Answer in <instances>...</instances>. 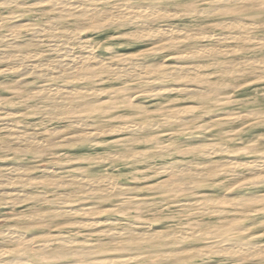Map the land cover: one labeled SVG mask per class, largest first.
Wrapping results in <instances>:
<instances>
[{
	"label": "rangeland",
	"instance_id": "obj_1",
	"mask_svg": "<svg viewBox=\"0 0 264 264\" xmlns=\"http://www.w3.org/2000/svg\"><path fill=\"white\" fill-rule=\"evenodd\" d=\"M12 1L9 5L0 4V20L3 22L0 35L11 34L8 38L0 39V53L12 52L25 59L35 56L34 62L39 65L58 62L68 54L74 57L88 54L94 67L101 66L100 61L116 60L128 55L132 57L134 65L145 69L148 74L127 76L124 73L98 70L96 74L88 72L86 75L83 73L54 78V83L75 89L74 92H82L87 99H57L54 103L49 102L55 108L47 115L43 111L44 103L35 97L38 87L49 81L47 77L35 74L21 76L13 70L12 61H0V230L7 232L9 226H17L22 233L18 239L38 237L50 240L60 233L97 239L93 232H83L72 225L81 216L71 214L67 217L63 205L37 203L30 198L12 201L6 197L17 190L30 193L49 190L71 192L68 195L70 204L65 208L70 212L101 207L107 210L89 212L86 216H99L109 221L122 218L146 221L143 219L147 217L152 221L155 219L154 229L192 227L190 225H194L196 220L201 221L202 217L194 218L191 221L194 224H190L174 211V205L165 209L158 205V209L143 211L141 216L135 208L129 209L131 216L127 215V211L109 208L123 201L128 203L129 200L137 199L133 196L135 194L157 201L183 199L194 192L237 197L264 194V182L244 185L242 183L251 175L231 177L219 174L215 167V164L225 160L241 164L264 157V0H79L90 8L98 6L94 8L102 10L103 15L100 12L99 17L91 19L95 26H90L84 16L80 15L81 18L76 13L63 16L60 12L61 4L58 3L60 0ZM123 12H131L133 17L127 19ZM106 15L113 16L106 18ZM155 31H161L163 37L143 36L144 33ZM83 40L88 42L87 50L81 47ZM60 50L67 52H63V55ZM161 66L180 71L176 75L160 72L158 69ZM193 70L196 71L194 73L198 72L197 78L191 73ZM93 91L98 93L94 95ZM91 110L95 112L87 114ZM126 123H142L143 127L131 134L110 133L108 130ZM79 124L86 125L88 129L99 128L104 132L90 138L79 136L76 134ZM24 133L31 135V139L24 141ZM209 145L216 149H208ZM209 150H212L210 154ZM138 153L146 154L138 156ZM201 164H204L205 169L214 170L212 173L215 175H202L197 186L180 193L159 192L151 188L152 183L164 177L157 174L159 170H176L177 165L202 167ZM46 171L55 172L59 180L74 175L110 177L133 194L125 200L122 195L115 193L108 196L109 201L100 202L97 199L99 196L92 190L86 191L84 196L69 186L56 189L27 188L19 185L20 182L15 178L22 172L25 179L46 177L51 174ZM6 178L11 179L7 183L1 182ZM35 213H40L43 220L40 217H29ZM18 214L24 217L19 220L9 218ZM241 224L251 232L250 235L246 234V242H256L258 239L257 242L264 245V213L246 216ZM14 236L17 238V235ZM14 244L11 242L6 245L12 247ZM203 244L199 242L178 248H157L150 252L115 250L105 245L98 250L104 253L103 256L111 258L144 252L154 256L148 260H131L124 264L253 263L239 252L237 257H221L219 254L207 257L198 253L196 256V252L188 250L200 249ZM177 250L187 255L182 260L158 259L164 252L176 254ZM62 252L63 249H53L50 251L54 253L53 256L37 255L34 262L57 264L78 259L75 252L67 256L59 255Z\"/></svg>",
	"mask_w": 264,
	"mask_h": 264
},
{
	"label": "bare ground",
	"instance_id": "obj_2",
	"mask_svg": "<svg viewBox=\"0 0 264 264\" xmlns=\"http://www.w3.org/2000/svg\"><path fill=\"white\" fill-rule=\"evenodd\" d=\"M55 1L53 2L54 5L57 3V2L55 3ZM11 2H13V1L12 0H3L2 2H0V4H4V5L8 4L9 5ZM58 3L61 4L60 12H62V15L63 14H65V15L66 14H68V15L73 14L74 15V13H76L79 16L80 15L84 16L86 18L85 22H87V23L89 22L91 24L90 26L96 25L94 22H92L93 20H91V19L95 18V16L97 17L99 15V13L102 11V10L100 11L99 9H97L98 6H94L97 8H94V7L90 8L86 5H84L79 0H60V2H58ZM43 4H47V2L46 3L44 2ZM21 6L23 7V5H21ZM121 8H122V6H121ZM130 13H128V12L124 13V15L127 17V19H129L130 16L133 17V14L131 15ZM101 14H102V12H101ZM65 15H63V16H65ZM113 15H111V16H113ZM108 16H110V15H108ZM108 16L106 15V18ZM144 16H145V14H144ZM75 17H77V16H75ZM131 17H130V19H131ZM138 17H139V19H141L139 15H138ZM65 18H67V17H65ZM101 19L103 20L105 18H101ZM112 20L114 21L115 18H113ZM133 20H134V18H133ZM61 21H62V19H61ZM122 21H124V20H122ZM12 23H13V21H12ZM53 24H54V22H53ZM2 25H3V22H2V20H0V27L1 28H2ZM21 25H23V24H21ZM25 26H27V25H25ZM84 26H86V25H84ZM53 27H54V25H53ZM32 28H30V30ZM22 30H23V28H22ZM18 31H20V30H18ZM46 31H48V29ZM49 32H50V30H49ZM61 32H63V31H61ZM64 32H65L64 34L66 35V31H64ZM15 33L17 34V32H14V34ZM42 33L45 34L44 32H42ZM50 33H52V32H50ZM58 33H60V32L58 31ZM14 34L12 33V35H14ZM141 35H143V34H141ZM161 35L163 37V33L161 31H158V32L155 31V32L144 33L143 36L147 37V38H152V37L154 38V37L161 36ZM9 36H11V34L10 35L7 34L5 36L0 35V39H2V38L5 39V38H8ZM56 36H57V34H56ZM162 37H161V39H162ZM51 38L49 40H51ZM66 39L64 41H66ZM70 40H71V38H70ZM87 44H88V42L84 41L83 45H81V47L87 50V48H89L87 46ZM15 50H16V48H15ZM16 51H18V50H16ZM57 51H59V49ZM60 51H62V50H60ZM81 51H82V49H81ZM63 52L64 51H62V54H63ZM65 52H67V51H65ZM15 54H17V53H15ZM25 56L27 57L28 54H25ZM76 56L74 57L73 55L70 56V54H68V55L64 56L62 59L58 58V59H60L58 62H52L51 63V62L47 61L48 62L47 64L44 63L45 65L44 64L39 65V64L34 62L33 58H35V56L28 58V59H30V62H29V60L25 59L24 56H22V57L15 56V55H13L12 52L3 51L0 53V61L1 62L2 61L3 62L12 61L14 63L13 70L18 72L21 76H24L27 74H33V75L35 74V75L40 76V77H44V78L47 77L46 79L49 81H47L44 85L39 86L36 93H35V97L39 99L40 103H42V102L44 103L43 111L47 115H50V112L55 108L54 104H49V102L54 103V101L57 99L74 100L76 98H78V99L86 98V97H84L85 94L82 92H76V91L74 92L75 89L54 83L53 82L54 78H57V77L62 78V76H66V75L67 76L68 75H77V74L81 75L83 73H84V75H86L88 72H90L89 74H91V72L96 74V73H98V70H105V71H108V72H111L114 74L124 73V75H127V76L131 75V74H135V76H137V75L138 76H145L148 74V72L145 69L138 68L136 65H134V63L132 62L133 61L132 57H130L128 55L120 57L116 60L100 61L99 64L101 66H98V67H94L93 65H91V59H90L91 56L90 55H88V54H87V56L79 55L80 57L79 56L76 57ZM31 62H34V63H31ZM158 70L160 72H166V73L171 72V73H173V75H176V73H179V71H180L179 69H176V68L167 69L164 66H161ZM194 70L191 72L192 74L194 72H196ZM197 73L193 74L194 77L198 76ZM187 88H189V87H186V89ZM156 89H155V91H156ZM80 90H82V89H80ZM85 90H87V89H85ZM150 90H152V89H150ZM157 90H160V89H157ZM92 93L94 95H96L98 92L93 91ZM78 103H79V101H78ZM45 105H48L49 107H47ZM93 111L94 110H91L87 114H92ZM62 113H63V111H62ZM169 118H171V117H169ZM141 124L142 123H135V124H129V123L127 124L126 123V124L120 125L119 127H112L111 129H108V130L110 131V133H119V134L129 133V134H131V133L138 132L140 129H142L143 125H141ZM144 126H145V124H144ZM156 127L158 128L159 126H156ZM78 128H79V130L76 132V134H78L79 136H84V137H89V138L90 137H96L100 133L104 132L103 130H101L99 128H96L95 130L94 129H88V127H86V125H83V124H79ZM56 133H58V132H55V134ZM23 137L25 138L24 141L25 140L28 141V139L29 138L31 139L32 136L24 133ZM210 147H207V148L212 149V150L216 149V147H211V148ZM226 147H228V146H226ZM197 149H196V152H197ZM199 150H201V149H199ZM212 150H209V154ZM222 151H224V150H222ZM218 152L221 153L220 151H218ZM145 154L146 153H138V156H144ZM202 154H204V153H202ZM108 157L116 158L114 155H109ZM234 162H236V161H234ZM203 165L201 164L202 167L198 166L199 168L197 167V165H194L197 168L194 166L186 167V166H178L177 165V167L175 166V168H177L176 170L175 169L168 170L167 168L164 170L162 169L161 172L159 170L157 172V174L160 177L161 176H164V177H163V179L152 183L151 188L153 190L159 191V192L173 191V192L180 193V191H182V190L197 186L198 183L200 182L199 178L202 175H210V174L215 175L212 173L214 170H210L209 168L205 169L206 167L204 168ZM211 165H214V163H212ZM215 167H216V171H218L219 174L222 173V174H225V175L231 176V177H240V176L246 177L247 175H251L252 177H250L249 179H247L246 181H244L242 183L244 185L245 184H256V183L258 184V183L264 182V171H263L264 169H258V168L264 167V157L261 159H258V160H254V161H247L246 163L241 162V164L240 163L233 164V162L225 160L222 163L215 164ZM244 168H245V170H243ZM212 169H215V168H212ZM52 171H49V172L51 173ZM46 172L49 173L48 171H46ZM253 172H255L256 174H251ZM22 173H19L21 175H19L17 173L18 176L15 178H16V181L20 182L19 185L25 186L27 188L48 187L50 189H56V188H62L64 186H69L70 188H72V190L80 192L81 195H84V196H86V194H85L86 191L92 190L95 192L96 196H99L97 199L100 202L109 201L110 197H108V196H110L111 194H115V193H118L117 195H120V196L122 195L123 196L122 198L125 200L130 199L128 197V195L133 194L132 192H129L131 190H129L123 184L115 182L110 177L94 178V177H86L83 175H74V176H71L69 178H66V180H59L58 179L59 176L57 174H54L55 173L54 172V173H51L50 175H48L46 177H37L36 179H30V178L25 179V177ZM0 175H1V171H0ZM0 177H2V176H0ZM3 177L5 178L6 176H3ZM10 179L11 178H9L7 180V178H6L3 181L1 180V182L7 183ZM19 179H21V180H19ZM9 184H10V182H9ZM11 185H13V184H11ZM90 192H88V193H90ZM70 193L69 192L59 193V192L54 191V190H49V192L35 191V192L30 193V192H27L26 190H21V191L17 190V191H15V193H9L8 195H6V197L12 199V201L13 200L19 201L22 198H30V199H33L34 201H36L37 203L50 202V203L57 204V205L58 204L63 205L64 213L67 217L70 216L71 214L81 216L76 221H74L72 225H75L76 228L83 230V232L84 231L93 232V235L96 236L97 239L96 238L90 239L88 237L80 238V236H77L76 234H69V233H65L64 235L60 233V234L54 236L53 238H51L50 240L41 239L38 237H32L29 239H25V238L24 239H18V235H22L20 230L17 228V226L16 227L15 226H11V227L9 226V228L6 229L7 232L4 230H0V241L3 244L2 246H0V264H44V263L34 262L36 256L37 255L53 256L54 253H50V251L53 249H63L64 252L59 253V255L64 254L67 256L68 254H71L74 252H75V254H78L77 255L78 259L75 261H62V262L57 263V264H117V263L118 264H124L126 262L128 263L131 260H134V261L135 260H137V261L138 260H148V259L153 258L154 256L152 257V253L144 252V253H134V254L132 253L131 255L127 254L124 256L120 255L117 258H111V257L103 256L104 253L100 252L98 250V248L102 247V245H105L106 247L114 248L115 250H119V249L125 250L126 249V250H130V251H133V250H148V251L151 250L152 251V250L157 249V248H159V249H166V248H173V247L178 248V247H181L183 245H193V244H197L199 242L204 243L200 249H198V248L197 249L196 248L195 249H188L191 252H192V250L194 252H196V256L198 253L200 255L207 256V257L211 256L212 254H219L221 257H223V256L224 257H237V256H239V253H240L241 256H244L243 258H245V259L248 258V259H250V261H253L252 264H257V263L262 264L264 262V245L261 244L262 242H257L258 239H256L257 240L256 242H254V241L246 242L247 240L245 241L244 238H246L248 236L246 234H249L251 232L249 231L248 228H244V226L241 224V221L246 216L264 213V194L250 195V196H245V197H237V196H231V195L215 196L211 193L194 194V193H196V192H194L193 195L187 196L183 199H176V200H174V199H163L160 201L149 200L147 198L141 197L142 194H135V195H133V196L137 197V199H135V200H129L128 203H123L124 202L123 201L120 205H117L113 208L108 207L111 210L127 211L129 213V214H127L128 216L132 215V212L129 209L135 208L136 213H138V215L141 216L142 215L141 213L143 211L158 209L157 208L158 205H161V208H164V209L167 208V206H170V205L173 206L174 205V207L176 206L174 211L180 216V218L186 219L188 221V223H190V224L191 223L194 224L193 222H191L194 218L202 217V219L200 218L201 221L196 220V223L194 225H190L192 227H178V228H172V229H167V228L154 229L153 221L155 219L152 221V219H149L147 217H146V219H143L146 221H137L133 218L113 219V220L109 221V220H104V219L100 218L99 216H96V217H87L86 216L89 212L95 213V212H99V211L103 212V211L107 210V209H103V208L101 209V207L97 208V209H95V208H93V209H78L75 211L72 209L73 212H70V210L65 209L67 207L66 205L70 204L71 199H69V197H68V195ZM76 195H79V194H76ZM70 197H71V195H70ZM122 198H121V201H122ZM9 202H11V201H9ZM43 209H44V207H43ZM43 211H45V210H43ZM56 211H58V210H56ZM160 211H162V210H160ZM94 213H91V214H94ZM163 214L165 215V212ZM96 215H97V213H96ZM23 217H24V215L18 214V215L9 217V218L10 219L14 218V219L19 220V219H22ZM29 217L31 219H35L37 217H40V213H35L32 215H29ZM42 218L40 217V219H42ZM31 223H34V222H31ZM14 235H17V238H15ZM90 235H91V233H90ZM255 237L257 238L258 235ZM11 242L15 243L14 245H12V247L10 245H6V244L11 243ZM168 253L164 252L163 253L164 255L159 257L158 259L159 260H182L184 258V255L186 254V252H183V251H181V252L178 251L176 254H172L173 252L169 253V254ZM13 254H15L16 256L12 257ZM71 256H73V255H71ZM185 259H186V257H185ZM175 262H177V261H175ZM180 263H182V262H180ZM248 263H250V262H248Z\"/></svg>",
	"mask_w": 264,
	"mask_h": 264
}]
</instances>
